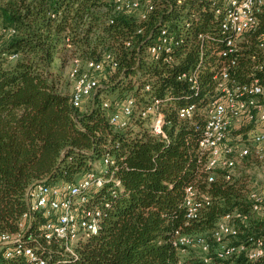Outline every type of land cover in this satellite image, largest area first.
Segmentation results:
<instances>
[{"label":"trees","instance_id":"trees-1","mask_svg":"<svg viewBox=\"0 0 264 264\" xmlns=\"http://www.w3.org/2000/svg\"><path fill=\"white\" fill-rule=\"evenodd\" d=\"M157 4L147 28L156 30L159 21L184 37L175 52L179 62L173 66L148 62L140 51L125 48L139 23L133 15L116 16L108 23V0H0V230L18 229L30 183L73 182L95 170L96 163L100 167L107 151L115 164L90 196L102 212L100 229L79 242L77 257L59 264H264V217L249 226L235 218L238 233L230 241L248 248L260 239L261 255H217L212 229L228 213L250 217L249 192L244 183L232 181L233 176L226 180L220 172L207 181L197 157L204 115L196 111L192 119H180L174 109L187 99L202 108L213 92L215 50L222 46L213 12L216 3ZM259 18L258 30L239 43L237 65L230 70L237 82L253 77L264 82V56L256 47L257 34L264 31V11ZM184 23L188 28L182 31ZM201 32L208 33L212 46L199 70V90L191 93L176 76L196 67ZM106 50L115 52L119 67L87 101L88 107H74L70 93L60 87L62 72L72 57L95 59ZM147 79L152 95L170 98L164 108L167 140L153 135L138 117L128 127H113L108 109L101 106V96L137 94ZM189 184L209 194L210 203L197 220L186 223L182 202ZM43 220L40 213L34 214L33 227ZM209 230V248L203 253L187 256L192 246L181 251L173 245L176 232ZM49 249L52 261L61 258L57 244Z\"/></svg>","mask_w":264,"mask_h":264},{"label":"built area","instance_id":"built-area-1","mask_svg":"<svg viewBox=\"0 0 264 264\" xmlns=\"http://www.w3.org/2000/svg\"><path fill=\"white\" fill-rule=\"evenodd\" d=\"M175 1L183 4L186 0ZM157 2L158 0H108L111 9L108 23H113L116 16H135L139 24L125 40V48L140 51L148 62L173 66L179 62L175 52L184 37L182 33L172 30L169 24H160L159 21L156 30L147 28L149 16L158 7ZM214 3L216 6L213 7V12L218 20V35L222 46L215 50L213 92L207 96L202 108L189 99L174 107L180 119L190 120L196 111L204 115L197 157L208 182L213 181L218 172L222 173L224 179H231L239 160L251 157L252 154L258 158L264 153V82L256 77L246 82H237L232 79L230 71L238 62L241 47L239 43L246 35L255 33L259 28V15L264 11V0H213ZM190 17L195 15L191 14ZM187 23L182 25V31L188 28ZM207 38L208 33L201 32L197 35L199 58L196 67L176 76L177 80L186 84L191 93L199 90V70L204 65L205 53L212 46ZM65 41L69 47V37ZM256 47L264 56V31L258 32ZM14 57L15 55L9 56ZM118 67L119 60L111 50L101 52L95 59L72 57L68 67V76L72 81L71 104L83 107L99 90L101 84L93 72H106L103 78L106 82L108 75ZM169 100L170 98L152 95L151 84L147 79L137 94L129 92L113 99L101 96V106L108 109V122L113 127H128L138 117L145 121L153 135L167 140L164 108ZM244 125H249L248 131L243 130ZM234 127H237L234 129L236 134H232ZM238 129H241L240 132ZM243 132H249L250 138H242ZM114 164L109 152L105 151L101 170L98 172L88 170L73 182L46 183L40 180L30 183L25 192L27 209L20 217L18 229L0 230V264H59L66 258L77 257L79 242L97 234L100 229L102 212L90 196L96 188L103 185L106 170H112ZM248 196L251 201L250 212L259 213L264 205V189L251 190ZM209 203V194L195 185H187L182 202L186 223L197 220ZM36 213H40L44 220L35 229L32 216ZM235 218L246 220L248 216L239 212L228 213L211 231L212 239L217 244V255L227 257L245 251L250 259L258 257L263 252L260 239L254 240L248 248L242 243L233 245L228 242L238 233ZM53 244L59 246L62 255L56 261L51 260L49 249ZM173 245L180 247L181 251L186 246L194 245L200 246L203 251L209 248L204 237L180 232H176Z\"/></svg>","mask_w":264,"mask_h":264},{"label":"rangeland","instance_id":"rangeland-1","mask_svg":"<svg viewBox=\"0 0 264 264\" xmlns=\"http://www.w3.org/2000/svg\"><path fill=\"white\" fill-rule=\"evenodd\" d=\"M68 68H66L62 72V80L60 83V87L63 91L67 93H71L72 90V81L69 79L68 76ZM94 76H97L99 78V83L102 85L104 83L103 78L106 75L105 73H92ZM110 97H114L116 94H109ZM90 101V100H89ZM88 101V102H89ZM88 102L86 103V106L88 105ZM88 107V106H87ZM237 127H234L232 130V134H236V129ZM243 128V127H242ZM241 128V129H242ZM249 125H244L243 130L248 131ZM241 129H238L239 132ZM242 138H250L249 132L247 133H242L241 134ZM247 143V142H246ZM252 145V143H249ZM101 170V167H99V164L96 163L95 166V171L98 172ZM232 181H240L244 183L246 187V191L249 192L251 190H261L264 189V153L262 154L261 157L256 158L253 154L251 157L243 158L238 161L235 169L233 170V178ZM264 217L263 212L259 213H252L250 214V217H248L246 220L242 222L243 225L249 226L253 222L260 220ZM194 237L196 236H201L204 237L205 239L210 237V230L209 231H202V232H197V233H192ZM232 239L228 240L230 242ZM198 245H194L190 248H188V252L186 255H190L191 253L193 254H200L203 253V250L199 248Z\"/></svg>","mask_w":264,"mask_h":264}]
</instances>
